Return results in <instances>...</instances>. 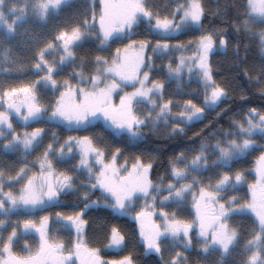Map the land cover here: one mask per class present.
<instances>
[{"label":"snow or ice","instance_id":"6c2138e0","mask_svg":"<svg viewBox=\"0 0 264 264\" xmlns=\"http://www.w3.org/2000/svg\"><path fill=\"white\" fill-rule=\"evenodd\" d=\"M71 3L72 0H0V49L3 50L0 56L8 65L2 71L23 72L27 67L14 56L9 45L20 34L18 29L29 23V16L46 23L49 17L58 16ZM173 3L175 7L162 15L160 11H153L147 0H100V11L92 9L91 21L85 12L83 19L67 18L57 25L55 34H49L47 40L30 37L34 41V46H29L32 49L31 74L36 79L20 86L0 85V108L4 109L0 110V152L5 156L22 152L25 157L18 168L0 161V216L57 205L62 193H80L82 200L88 203L71 215L56 213L57 224L69 231L75 230L76 239L70 248L62 241L51 239L48 216L40 218L39 226L32 219L14 224L0 219V233L11 228L6 238L0 234V264H77V261L79 264H105L98 250L88 247L84 240L87 222L83 214L90 208L100 207L102 201L103 207L114 214L130 215L135 201L141 197L146 203L135 213V220L139 225L138 242L143 244L146 255L162 254L165 245L182 248L183 252L176 251L171 264H187L188 257L184 253L195 248L201 259L218 255V264H225L242 235L240 226L234 225L232 220L241 217L252 222L243 244L246 259L242 264H264V144L257 142V137L264 139V112L252 108L243 117L233 119L222 133L217 130L209 134L207 139H214V144L202 141L193 152L181 151L172 156L168 161L167 184L165 177L154 184L149 176L152 162L143 163L140 157L131 169L126 164L118 167L116 161L121 149L115 148L108 160V150L99 146L92 136H68L60 143L53 132L44 146L45 128L18 132L13 126V113L25 129L34 123H45L69 131H87L100 124L113 137H125L131 146L144 142L145 129L155 133L161 126L169 129L171 124L169 139L184 134L187 126L203 119L206 109L213 110L226 98V88L213 78L209 55L216 51L217 34L221 51L227 50L229 40L223 29L213 32L203 28L206 9L202 0H173ZM243 7L244 14L236 18L234 29L249 39H256L264 53V0H246ZM215 14H221L219 9ZM142 23L146 25V32L155 35V44L150 39H132L134 29ZM189 30H200L201 34L187 44L169 43L176 34ZM92 35L99 40L100 53L112 43L124 40L128 43L117 47L111 59L102 54L91 58L88 53L79 56L77 50L83 48L84 41ZM149 47L153 56L159 57L192 49L191 55L182 54L175 66L168 63L167 76L169 80L179 81L185 69L189 77L195 74L203 85V106L192 99L182 103L165 99V82L151 78L153 56L146 53ZM236 53H239L238 44ZM68 66H72L68 76L57 79ZM260 77H264V66ZM122 85L131 86L133 91L124 92L116 104L113 94ZM49 92L54 99L46 101ZM138 104L146 105L147 110L139 112ZM42 146V153L30 167L26 157ZM74 149L79 150L78 163L68 171L57 172L55 165L72 160ZM254 151H260V155L256 160L255 180L247 184L246 196L229 195L225 199V194L240 191L247 182L243 171L233 173V164ZM37 164L38 171H33ZM85 171L86 182L81 180L77 184L78 177L72 173ZM205 172L213 173L208 183L202 178ZM17 184L19 189L11 190ZM6 186L10 189L7 192L4 191ZM97 190L100 197L92 200ZM189 194L195 215L191 220L179 219L177 214ZM157 201L160 223L153 219ZM173 205L176 210L171 214L165 211ZM149 207L152 210L146 211ZM21 224L24 233L35 229L39 234V247L35 251L30 250L27 243L22 253L13 250ZM107 238L110 248L122 249L126 243L125 236L116 227L111 228ZM107 264L134 262L129 255Z\"/></svg>","mask_w":264,"mask_h":264},{"label":"trees","instance_id":"16d2710c","mask_svg":"<svg viewBox=\"0 0 264 264\" xmlns=\"http://www.w3.org/2000/svg\"><path fill=\"white\" fill-rule=\"evenodd\" d=\"M202 2L206 9L203 28L213 32L218 28L223 29V34L229 40L226 51H221L220 46H215L216 51L209 55L213 78L217 83H220L226 88L227 95L218 107L206 113L203 119L195 121L196 124L186 129L184 134L169 139V130H165L159 134L151 133L150 129L144 130L148 141L158 142L149 147L148 144L145 143L140 147V152H142L141 155L146 154L153 159V167L149 174L154 184L160 182L161 177H165L164 181L168 182L167 177L170 175L168 161L183 148L193 146L195 147L194 150L198 149L201 141L208 143L209 140L207 137L211 130L218 129L223 131L224 129H228L233 119L243 117L244 114L249 112L252 108L264 112V77H260L261 67L264 66V53H261L256 39H249L243 34L236 33L233 26L236 18L243 16L245 11L243 5L246 4V0H202ZM72 3L78 8L76 0H72ZM72 3L65 7L58 16L49 17L46 23L40 22L31 16L28 17L29 23L24 25L25 28L18 30L20 34H18L11 45H9L14 56L24 61L27 67L23 72H4L2 69L8 67V65L3 62V58L0 56V85L5 87L20 86L23 83L36 79V77L31 74L32 49L29 46H34V41L30 37L36 36L42 40H47L49 34H55L56 26L63 24L67 18L83 19L86 8L80 7L79 10L81 12L76 14V8H74ZM147 3L152 7L153 11H160L162 15L171 11L170 0H147ZM73 8L74 10H72ZM218 9L221 13L219 15L215 14ZM25 29L28 30L27 33L24 31ZM189 32H191L189 35H185L184 38H180L178 41L187 44L189 41H194L201 34L200 30H189ZM133 36L136 40L142 38L147 39L146 31L141 26L134 30ZM118 42H115V44ZM216 43H219V34H217L215 44ZM237 44L239 46L238 55L236 53ZM99 47L100 44L98 45L97 40L90 39L84 41L83 48L78 49L77 52L79 56L88 53L91 58L97 54H102L105 56L107 55V57L111 59V55L116 49L114 47V49L112 48L110 50V47L107 48L106 51L100 53L98 52ZM2 51L3 50L0 49V52ZM49 59H51V57H49ZM71 70L72 66H68L64 73L58 76L57 79L63 80L68 76ZM115 94L116 92L113 96ZM53 99L54 97L50 92L45 97L46 101H51ZM246 162H249V160H246ZM61 169H63L62 164L56 167L57 172L62 171ZM235 170L238 171V167H235L234 171ZM239 170L244 172L245 169L239 168ZM82 191L83 189L81 192ZM77 194L81 197L80 193ZM232 222L234 225L240 226L244 235L249 232V229H252V222L248 218L235 217ZM244 222H247V225H245ZM105 227L106 217L104 215H97L93 220L94 231L99 235L103 232ZM234 259L242 264V261L245 260L246 257L244 255V257H234ZM162 261L158 258L156 259V264H162ZM164 263L166 264V262ZM234 263L238 264L235 260ZM146 264L151 263L146 262ZM205 264L208 263L206 262Z\"/></svg>","mask_w":264,"mask_h":264},{"label":"flooded vegetation","instance_id":"af4514ba","mask_svg":"<svg viewBox=\"0 0 264 264\" xmlns=\"http://www.w3.org/2000/svg\"><path fill=\"white\" fill-rule=\"evenodd\" d=\"M155 141L149 142L148 147L155 145ZM106 148L108 150V154H112V152L115 150V148L119 147L121 149V153H123L126 157L134 156L133 153H129L125 151L122 146L117 142H105L104 143ZM134 152V150H133ZM136 152L139 154L140 149L137 148ZM14 155H19L21 157L24 156L22 152H15V153H9L7 156L3 152H0V161H3L6 164L14 165L15 158ZM132 167V166H131ZM131 167L129 169H131ZM14 174V173H13ZM150 176V174H149ZM151 179V177H150ZM7 187V186H6ZM5 187V188H6ZM100 197V191L97 190L94 195H92V200H97ZM78 199V201H77ZM88 203V201H83L81 197H79V194H68V193H62L59 197V204L45 207L43 210L46 209H56L58 212H61L65 215H71L74 212H79L81 209L84 208V204ZM145 200L143 197L135 201V207L131 211L130 215H119L114 214L111 209L104 208L103 202L101 201L100 207H93L86 211V214H83V219L87 222L85 226V233H84V240L86 241L88 247L95 248L98 250L99 255L101 259L107 264L109 261L113 260H120L124 256H131L133 259L134 264H146V262L151 264H156V259H161L166 264H171L172 257L175 255L176 251L183 252L182 248H171L167 245L164 246V250L162 254H157L155 252H152L148 255L145 254V249L143 247L142 243H139V225L137 224L135 220V213L141 209V207H144ZM147 203L151 204V199L147 201ZM146 211H151L152 209L146 208ZM176 208H172L170 212L172 213ZM159 207L157 206L155 209V212L153 213V219L156 220L157 223H160L162 221V218L159 216ZM97 215H104L106 217V227L104 228L103 232L99 235L94 231L93 228V220ZM177 218L180 219V211L177 214ZM7 223H13L9 222L8 219H5ZM57 218L49 219V224L51 225V232L49 233L50 237L54 241H62L65 243L66 248H70L72 243L76 239V233L75 230L72 229L69 231L68 229L62 228L61 225L56 223ZM40 220L37 221V226H39ZM22 226V224H21ZM112 227H116L120 230V232L125 236L126 243L123 246L122 249H115L110 248L108 244V234L111 231ZM33 230V231H32ZM28 233H24L23 226L21 229V233L19 234V238L16 240L14 244L13 250L16 253H22V250L25 247V244L27 243L30 250L35 251L39 247V234L35 231V229H32ZM3 231L2 234L4 236ZM27 254V253H23ZM188 257L187 264H205L206 262L208 264H218L219 262V256L213 255L210 256L207 260H203L198 256V253L196 249L194 248L192 252L190 253H184ZM161 256L163 258H161ZM234 258H232L231 254L228 256L227 260L225 261V264H235ZM162 261V264H165ZM77 264L79 262L77 261Z\"/></svg>","mask_w":264,"mask_h":264},{"label":"rangeland","instance_id":"374dc122","mask_svg":"<svg viewBox=\"0 0 264 264\" xmlns=\"http://www.w3.org/2000/svg\"><path fill=\"white\" fill-rule=\"evenodd\" d=\"M76 2L78 5V8L76 7V5L74 3H72L74 8H76V10H75L76 14H79L81 12L79 10L80 7H85L86 8L85 12H87L88 19L90 21H91V16H92V9L95 8V11L97 13H99V11H100V0H76ZM74 8L72 10H74ZM97 21H98V16H97ZM140 26L143 29H145V27H146V25L143 23ZM21 28H25V27L21 26L19 29H21ZM98 29H99V25L97 23V30ZM181 32L182 33H180V34L178 33L179 35L176 34L172 39H170L169 43L172 45H175L177 42H179L178 39L184 38L185 35H189L191 33L189 31H184V32L181 31ZM146 35H147V39H150L152 41V43L155 44V35L150 34L148 32H146ZM132 38H134V36H132ZM90 39L97 40L95 35L90 36L86 41H88ZM142 39H144V38H142ZM97 42L99 45V40H97ZM215 46H219V43H216ZM146 53L148 56H153L152 49L150 47L146 50ZM182 54L185 56H189V55H191V51H187V52H183V53L179 52V51L170 52L167 56H164V57L153 56V69L151 72V78L157 79V80H163L165 82V85H166L165 90H164L165 99L171 98L174 102L178 100L182 103V101L179 98L182 97V99H183L184 96H181V94H185L186 96H188V99H192L193 102L196 103L198 106H203V102H204L203 85L200 83L198 77L195 74H193L191 77H189L187 70L185 69V73H184L183 78L181 80L177 81L176 79H172V80L168 79V76H167V65H168V63L171 62V63H173V66H175V64L178 62V58ZM145 70H147V69H145ZM140 75L142 76L143 73L141 72ZM117 90L120 91L122 94H124V92L133 91L131 86H123V85L121 86V88H119ZM118 91H116V92H118ZM121 93L117 94L116 96H113V102L114 103L118 104ZM58 94L59 93L57 92L56 95H58ZM136 107H137V110L142 111V112L147 110V106L144 104H138V105H136ZM173 111L175 112L176 109L174 108ZM209 111H211V110L206 109L204 112V116ZM46 118H47V114H46L45 119ZM12 122H13V126L16 128V130L18 132H23L24 130L31 131L30 127L31 128H35V127L45 128V140H44V142L46 145L49 142V140H51L53 132L56 133V136L59 139H60V137L65 138L68 136H81V134H82V131H75V130L69 131L65 127H62V126L57 127V126H54L51 124H45V123H34L29 128L25 129L23 127L22 121H20L19 118L15 117L14 113L12 114ZM169 125L171 126V124H169ZM97 127L101 128L100 125H98ZM190 127L186 128V129H189ZM159 129H165V128L163 126H161ZM159 129L156 130L157 134H159ZM165 130H168V129H165ZM217 130L218 129L211 130L209 132V134H211L212 132H215ZM219 131L222 133V130H219ZM100 135L101 134L97 135V137ZM97 137H96V140L100 143L102 141V137H100V138H97ZM257 142H258V144H264V139L257 137ZM208 143L214 144L215 140L214 139L209 140ZM57 146H59V145H57ZM99 146H102V145L99 144ZM194 148L195 147H193V146H187V147L183 148L182 150H180L179 152H181V151L193 152ZM259 155H260V151L251 152L250 154H247L246 156L241 158L238 162L233 164V167H232L233 173L235 171H237V170L234 171L235 167H238V170H239V168L245 169L244 173L246 175V181L247 182L241 186L240 191H238V192L229 191V193L225 194V199H227V197L229 195H235L238 197L246 196L247 191H248L247 184L253 182L255 180V177H256L255 167H256V160H257V157ZM32 156H33V154L28 155V158L32 157ZM141 158L143 160L142 161L143 163L147 162L146 160H148V159H152L148 156L141 157ZM79 159H80L79 150L74 149V158L70 161H67V162H69V163L73 162L74 164H76V163H78ZM212 159H215V157L213 156ZM246 160H249V162H246ZM28 163L30 165L29 161H28ZM129 163L133 164V159H131L129 161ZM63 164L65 166H67V167H65L66 169L69 167V165H67L66 163H63ZM60 165H61L60 163L59 164L57 163L55 166L58 167ZM239 171H241V170H239ZM212 175H213V173H211V172H205L203 174V177H202L204 179V182L208 183V177L212 176ZM213 182H214V180H213ZM4 191L7 192V191H9V189L4 188ZM196 191L198 192V187H197ZM191 200H192V197H191V194H189V196L187 197V202L183 206H185L187 208L189 206H191ZM241 202H243V201H241ZM52 211H53V209H48V210H44L42 212L44 214H50ZM24 212L26 213V216H22L23 212L20 211V212H17L16 215L15 214L10 215V216H7L6 218L12 219L13 221L14 220L15 221H21V220H25L26 217L29 216V218H27V219L35 220V218L38 215H40V212H34V213H32V215H30L31 212H26V211H24ZM244 223H245V225H247V222H244ZM10 231H11V228L8 227L7 230L4 232V236L7 237L8 233H10ZM20 231H21V226L19 228V234H20ZM249 231H251V229H249ZM246 238H247V234H245L243 237H241L239 244L234 249L237 257H241V256L245 255L244 251H243V244H244V241ZM238 264H240V263L238 262Z\"/></svg>","mask_w":264,"mask_h":264},{"label":"crops","instance_id":"0c3cea01","mask_svg":"<svg viewBox=\"0 0 264 264\" xmlns=\"http://www.w3.org/2000/svg\"><path fill=\"white\" fill-rule=\"evenodd\" d=\"M171 3H173V0H170V6H171V8H174L175 7L174 3L172 5H171Z\"/></svg>","mask_w":264,"mask_h":264}]
</instances>
